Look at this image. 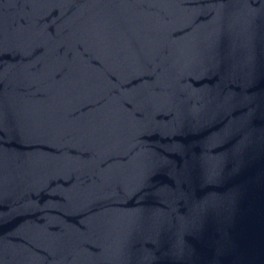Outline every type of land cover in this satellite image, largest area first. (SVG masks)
<instances>
[{
    "label": "water",
    "instance_id": "water-1",
    "mask_svg": "<svg viewBox=\"0 0 264 264\" xmlns=\"http://www.w3.org/2000/svg\"><path fill=\"white\" fill-rule=\"evenodd\" d=\"M0 264H264V0H0Z\"/></svg>",
    "mask_w": 264,
    "mask_h": 264
}]
</instances>
